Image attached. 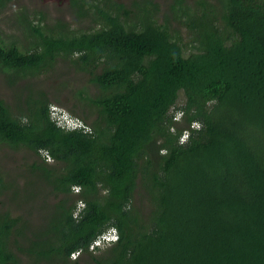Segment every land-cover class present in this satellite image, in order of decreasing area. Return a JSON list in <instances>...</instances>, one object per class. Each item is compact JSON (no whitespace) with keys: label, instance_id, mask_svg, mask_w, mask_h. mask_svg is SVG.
<instances>
[{"label":"trees","instance_id":"trees-1","mask_svg":"<svg viewBox=\"0 0 264 264\" xmlns=\"http://www.w3.org/2000/svg\"><path fill=\"white\" fill-rule=\"evenodd\" d=\"M69 5L92 25L23 13L29 46L0 36L11 83L61 60L95 90L89 132L58 125L43 93L16 112L0 99V144L39 157L11 198L60 196L42 232L0 212V264H264V0ZM109 228L116 240L91 249Z\"/></svg>","mask_w":264,"mask_h":264},{"label":"rangeland","instance_id":"rangeland-1","mask_svg":"<svg viewBox=\"0 0 264 264\" xmlns=\"http://www.w3.org/2000/svg\"><path fill=\"white\" fill-rule=\"evenodd\" d=\"M118 1L123 2L126 6L132 2V0ZM154 1L158 2L162 9H166L168 2L172 0ZM188 1L191 2L192 0ZM69 6V0H9L0 9V36L6 40L15 41L23 49L27 48L30 37L24 32L23 26L19 22V16L23 13L32 24H39V26L53 24L59 19L68 22L75 29H87L92 25L88 19H85L83 23H77L73 19L74 16ZM82 91L91 95L95 92L89 81V75L74 65L61 60H58L49 72L37 78L18 81L15 84L9 81L6 72L0 68V99L9 105L14 112L17 111L18 100L24 101L30 95L38 96L43 93L51 106L78 117L88 125L94 118L95 109L89 105L87 100L82 99V96L85 95ZM91 95L90 97H92ZM182 101L183 94L180 92L177 107ZM180 114L176 116L179 117ZM36 160H39V157L30 151L14 150L7 145L0 144V174L4 183H12V188L9 187L4 194L0 195V212L9 210L12 216L21 217L24 222L31 220L35 225L31 223L24 228H28L29 231L32 228H37V232H42L47 228L48 221L55 212L54 203L58 201L60 196L56 197L49 194L48 197H45L42 186L37 184L34 191L30 192L33 193V199L26 200V202L22 196L14 200L11 198L13 191L17 189L21 191V194L24 193V182L29 175L27 171L30 164ZM50 163L54 164L53 162ZM56 166L59 165L56 164ZM16 182L18 187L15 185ZM93 253L99 254V252ZM88 258L89 255L87 254L72 255L69 264H74L73 261L75 260H78V264H87ZM22 264H29L27 258L23 259Z\"/></svg>","mask_w":264,"mask_h":264},{"label":"built area","instance_id":"built-area-1","mask_svg":"<svg viewBox=\"0 0 264 264\" xmlns=\"http://www.w3.org/2000/svg\"><path fill=\"white\" fill-rule=\"evenodd\" d=\"M50 111L52 116L57 119L58 125L62 128L73 130V129H81L85 132L90 131V127L86 125L81 119L75 117L62 109H57L55 106L50 107ZM110 236L108 234H101L93 243L90 248L94 249L95 246L103 245L110 240Z\"/></svg>","mask_w":264,"mask_h":264},{"label":"clouds","instance_id":"clouds-1","mask_svg":"<svg viewBox=\"0 0 264 264\" xmlns=\"http://www.w3.org/2000/svg\"><path fill=\"white\" fill-rule=\"evenodd\" d=\"M102 234H108L111 238H110V240L107 242V243H109V242H114L115 240H116V238H117V235H116V232H115V230L113 229V228H109V229H107L104 233H102Z\"/></svg>","mask_w":264,"mask_h":264}]
</instances>
